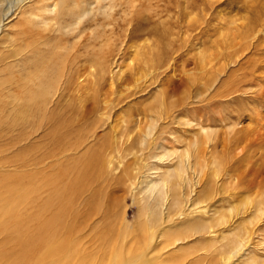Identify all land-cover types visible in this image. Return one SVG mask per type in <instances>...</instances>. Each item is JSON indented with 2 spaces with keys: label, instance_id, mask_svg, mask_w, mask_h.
<instances>
[{
  "label": "rangeland",
  "instance_id": "1",
  "mask_svg": "<svg viewBox=\"0 0 264 264\" xmlns=\"http://www.w3.org/2000/svg\"><path fill=\"white\" fill-rule=\"evenodd\" d=\"M57 1L0 31V264H264V125L248 149L233 138L264 121V0H78L92 11L69 33ZM61 54L79 98L51 131L22 97ZM234 166L262 184L243 191Z\"/></svg>",
  "mask_w": 264,
  "mask_h": 264
},
{
  "label": "bare ground",
  "instance_id": "2",
  "mask_svg": "<svg viewBox=\"0 0 264 264\" xmlns=\"http://www.w3.org/2000/svg\"><path fill=\"white\" fill-rule=\"evenodd\" d=\"M9 2L8 3V5L6 4V2ZM26 0H0V31L2 30V28L4 27V23H5V20L6 19H8L13 13H14V9L15 8H20L21 6H22V4H23V2H25ZM59 1V2H58ZM57 2L59 3V5H60V11H63V13L65 14V13H67V15H71V17H73L74 19H73V21L71 22V24L70 25H66L65 26V28L67 29L66 31H67V33H69V32H73L74 31V29L75 28H77V26L81 23V21L86 17V15L87 14H89L91 11H92V2H88V1H85V2H83L85 5H78V3H77V1L78 0H74V2L76 1V3H74V5H70V4H68V2L66 1V0H58ZM99 1V0H98ZM102 1V0H101ZM103 1H106V0H103ZM108 1H113V0H108ZM109 2V3H110ZM99 3V2H98ZM108 3V2H107ZM56 5H58V4H56ZM103 5V4H102ZM112 5V3H110V9H112L113 7L111 6ZM105 7V6H104ZM81 9H83V11L82 12H80L79 14H78V10L80 11ZM109 9V8H108ZM60 13V12H59ZM61 15V14H60ZM62 19V18H61ZM133 20V19H132ZM62 29V28H61ZM60 29V30H61ZM25 32V31H24ZM23 32V33H24ZM27 32V31H26ZM28 33V32H27ZM36 35V34H35ZM38 36H39V34H38ZM43 36V35H42ZM41 37V36H40ZM44 37H46V36H44ZM43 37V38H44ZM59 37V36H58ZM47 38H49V37H47ZM60 38V37H59ZM235 38H238V37H235ZM29 39V38H28ZM33 39V38H32ZM37 39V38H36ZM39 40V39H38ZM38 40H36V41H38ZM55 40V39H54ZM234 40V39H233ZM30 41V40H29ZM49 41V40H48ZM28 42V41H27ZM41 42V41H40ZM47 42V41H46ZM31 42H29V44H30ZM35 43V42H34ZM38 43V42H37ZM42 43V42H41ZM44 43H45V41H44ZM48 43V42H47ZM49 43H51L50 41H49ZM231 43V42H230ZM26 44V43H25ZM44 45V44H43ZM46 46V45H45ZM50 46V45H49ZM234 46V45H233ZM52 47V46H51ZM75 47V46H74ZM25 48V47H24ZM23 48V49H24ZM38 48H40V47H38ZM37 48V49H38ZM44 48V47H43ZM36 49V51H38ZM73 49V48H72ZM21 50V49H20ZM34 51V50H33ZM32 51V52H33ZM51 51V50H50ZM56 51V50H55ZM44 52V51H43ZM47 52V51H46ZM52 52H53V50H52ZM73 52H74V49H73ZM29 53V52H28ZM28 53H27V51H26V53H24V52H19L18 54H16L15 56H17L18 57V55L20 56V60L18 61V62H16L17 64L16 65H19L21 62H22V64H25L26 62H28V61H32L33 59L32 58H36V57H38V53L37 52H35L34 53V55L32 56V58L31 59H28L29 57H31L30 55H28ZM38 54V55H37ZM50 54V53H49ZM52 54V53H51ZM50 54V55H51ZM47 55V54H46ZM57 55V54H56ZM9 56H12V55H9ZM44 56V55H43ZM46 57V56H45ZM51 57V56H50ZM50 57L48 56V58L50 59ZM58 57V56H57ZM72 57V56H71ZM24 58V59H23ZM34 58V59H35ZM41 58V57H40ZM4 59V58H3ZM2 59V60H3ZM18 59V58H17ZM23 59V60H22ZM49 59H46V62H47V60H48V62H49ZM51 59H52V57H51ZM50 59V60H51ZM62 59H64V57H63V55L61 54V55H59V57L58 58H53V61H52V64L50 65V67L49 68H47V69H43V72H38V73H34V74H32L31 76H30V79H32L33 81L35 80V79H37V80H39L38 82H36V88L35 87H32V88H34V89H28L29 91L27 92V89L26 88H28V87H26L25 85V87H21L22 89H23V91L22 92H27V93H25V94H23V95H25L26 97H24L23 95H21V96H23L22 98H24L23 100H24V102H23V104L25 103L26 105V107L27 108H23L22 110L23 111H28L29 113H33V114H37V116H38V113H39V115L40 114H43V115H45V117L47 116L48 117V122H50V127L49 128H52V129H50L51 131H56V130H58L59 128H60V125H61V123H59V121L60 120H58L57 119V117L58 116H60L61 114H60V112L58 111V109L60 108V106H61V102L67 97V96H74L72 93H69V91L71 90V87H73L74 86V84H75V76H78V75H75V71L73 70V67H76L77 65H78V55L77 56H75L74 57V59H70V61L68 62V63H70L69 65H68V68H67V70L65 71V67H67V66H65L66 64H64V63H61V61H62ZM1 60V61H2ZM6 60V59H5ZM4 60V61H5ZM22 60V61H21ZM38 60H39V58H38ZM68 60V59H67ZM3 61V62H4ZM21 61V62H20ZM26 61V62H25ZM11 62V61H10ZM37 62V61H36ZM63 62V61H62ZM35 63V62H34ZM38 63V62H37ZM41 63H42V61H41ZM13 64V63H12ZM21 64V65H22ZM39 64V63H38ZM36 65V64H35ZM44 64L42 63V66H43ZM10 66V65H9ZM23 66V65H22ZM40 66V65H39ZM47 66V65H46ZM24 67V66H23ZM22 67V68H23ZM7 68V67H6ZM9 68V67H8ZM43 68V67H42ZM10 69V68H9ZM24 69V68H23ZM76 70L78 69V67L77 68H75ZM7 69H5L4 68V66H3V68L1 67L0 68V72H5ZM21 70V69H20ZM19 70V71H20ZM54 71L55 72V75H54V73H53V75H54V77H53V79H51V78H48V77H46L47 75H48V73H52V71ZM21 72V71H20ZM1 73V74H2ZM7 73V72H6ZM5 73V74H6ZM10 74H11V72H10ZM14 75V74H13ZM52 75V76H53ZM24 76V75H23ZM50 76V75H49ZM20 77V76H19ZM12 78V77H11ZM23 78V77H22ZM18 79V78H17ZM16 79V80H17ZM6 80V79H5ZM8 80V79H7ZM120 80V79H119ZM16 82V81H15ZM22 82H24V81H22ZM28 83V82H27ZM25 84V83H24ZM30 84H31V82H30ZM120 84V83H119ZM16 85H17V83H16ZM21 85H23V84H21ZM27 85V84H26ZM35 86V85H34ZM2 88V87H1ZM24 88H25V90H24ZM74 88V87H73ZM77 88V87H76ZM18 90L20 89V88H17ZM21 89V90H22ZM21 90H19V92L21 91ZM76 90H78V89H76ZM75 91V90H74ZM4 92V91H3ZM27 94V95H26ZM0 95H2V94H0ZM81 95V94H80ZM14 96H15V94H14ZM13 95H12V97H14ZM7 97V96H6ZM79 98V96H77V95H75L74 96V98ZM15 98V97H14ZM18 98V97H17ZM19 98H20V96H19ZM75 98V99H76ZM94 99H95V97H94ZM15 100H17V99H15ZM19 100H21V99H19ZM254 101H256L257 103H259V105H263L264 106V94H262L260 97H259V95L257 96L256 95V97H254ZM9 102V101H8ZM13 102H15V101H13ZM110 103H112V102H110ZM109 103V104H110ZM51 104V105H50ZM106 104V103H105ZM15 105V104H14ZM16 105H17V103H16ZM53 105V106H52ZM114 105V104H113ZM17 107H18V105H17ZM20 107H21V105H20ZM23 107V106H22ZM68 107V106H67ZM106 108H109L108 106L106 107ZM105 108V109H106ZM111 108V107H110ZM2 109V108H1ZM16 109V108H15ZM65 109H67L66 107H65ZM98 109V108H97ZM240 109H242V108H240ZM7 110V109H6ZM16 112H18V111H16ZM19 112H22V111H19ZM18 112V113H19ZM27 112V113H28ZM23 113V112H22ZM24 113H26V112H24ZM102 113V112H101ZM30 114V115H31ZM239 114H241V113H239ZM253 115V114H252ZM26 116V115H25ZM27 116H29V115H27ZM261 116V115H260ZM34 117H36V116H34L33 115V117H32V119L34 118ZM22 118H24L23 116H22ZM59 118V117H58ZM26 121H25V123H28L29 122V124H31V122H30V119L31 118H28V117H25L24 118ZM251 122H252V124L251 125H253V129H251V130H249V125H243L242 127H241V129L238 131V129H237V131H235L236 132V134L235 135H233L234 137V140L236 141V143H237V145L238 146H242L243 147V149H248L249 147H250V145L251 144H253L254 142H256V141H258V140H260L261 139V136H260V134L258 133L259 131H257L258 130V127L260 126V124L261 125H264V121L262 122V117L261 118H254L253 119V117L252 118H248ZM255 119H256V121H255ZM22 120V119H21ZM28 120V121H27ZM134 120V122H135V124H137L138 123V119H136V117L133 119ZM223 121V120H222ZM228 121V120H227ZM249 121V122H250ZM220 122V121H219ZM250 122V123H251ZM23 123V122H22ZM21 123V124H22ZM47 123V122H46ZM20 124V123H19ZM33 124V123H32ZM31 124V125H32ZM45 124V123H44ZM22 126H23V124H22ZM46 127V126H45ZM44 127V128H45ZM68 127V126H67ZM260 129V128H259ZM261 131V130H260ZM15 132V131H14ZM22 132V131H21ZM28 132V131H27ZM46 133V132H45ZM44 133V134H45ZM55 133V132H54ZM58 134V133H57ZM230 134V133H229ZM56 135V134H55ZM39 136V135H38ZM48 136V135H47ZM46 136V137H47ZM60 136V135H59ZM211 136V135H210ZM19 137V136H18ZM43 137V136H42ZM214 137V136H213ZM43 139H44V137H43ZM59 139V138H58ZM218 141V140H217ZM234 141V142H235ZM59 142V141H58ZM220 142V141H219ZM218 145H219V143H218ZM218 145H217V147H218ZM223 151L226 153L227 152V148H225V145L223 146ZM235 149L236 148H234L233 147V149H231V151H230V153L231 152H235ZM203 150V149H202ZM260 151V150H259ZM190 154V153H189ZM197 157V156H196ZM185 158H186V156H185ZM232 158H235V161H237L238 159H236V154L234 155V156H232ZM234 161V162H235ZM259 161V160H258ZM262 161H264V159H263V155H262ZM261 161V162H262ZM259 166V168L260 167H262L263 166V168H264V164L262 163H260V165H258ZM231 169V168H230ZM258 170H262V169H258ZM232 172H234V171H236V183L238 184V185H240L241 187H242V190L243 191H250V190H252V188L253 187H256V186H258V184L260 183V184H262V182H259L258 181V174H259V172H258V174H255L253 177H249L248 175H247V173H246V171L245 170H243L242 168H238V166L236 167V166H234L233 168H232V170H231ZM181 174V173H180ZM78 179H79V177H78ZM263 181V180H262ZM239 186V187H240ZM223 187V186H222ZM260 187H261V185H260ZM206 188H207V191H205L202 195H207L209 192L210 193H214V192H217V190H218V188L214 185V186H212V184H210L209 186L207 185L206 186ZM224 188V187H223ZM198 192V191H197ZM226 194V193H225ZM231 194H233V193H231ZM235 194V193H234ZM213 195V194H212ZM210 196V195H209ZM227 196V195H226ZM242 196V195H241ZM231 197V196H230ZM235 197H237L236 195H235ZM198 198V197H197ZM209 198H211V197H209ZM213 198H215V195H214V197ZM232 198V197H231ZM242 198V197H241ZM216 199V198H215ZM253 199V198H252ZM214 200V199H213ZM227 200H228V198H227ZM232 200V199H231ZM240 200V199H239ZM242 200V199H241ZM261 200V199H260ZM192 201V200H191ZM5 203V202H4ZM255 203V202H254ZM234 204H236V203H234ZM251 206H253V202L250 200V199H244V202L242 201L241 203H240V205H237V206H233V208L231 209V210H229V214H234V213H239L240 211H241V209L242 208H244V209H248V208H250ZM200 207V206H199ZM260 207V206H259ZM201 208V207H200ZM254 208V207H253ZM202 210V209H201ZM201 210H199V211H201ZM208 210V209H207ZM253 210V209H252ZM257 211V210H256ZM204 212H206V211H203L202 213H204ZM248 212V211H247ZM207 213V212H206ZM202 215H204V214H202ZM237 215V214H236ZM206 219V218H205ZM196 220V219H195ZM214 221V220H213ZM217 221H218V218H217ZM210 222V221H209ZM215 222V221H214ZM216 223V222H215ZM251 223V222H250ZM203 227H207L208 229L211 227V225L209 224V225H202ZM196 227H197V229L198 228H200V225H196ZM213 230V229H212ZM248 234V233H247ZM245 237V236H244ZM236 238V237H235ZM250 238V237H249ZM238 239V238H237ZM242 243V242H241ZM247 244V243H246ZM235 247V246H234ZM244 247V246H243ZM227 251V250H226Z\"/></svg>",
  "mask_w": 264,
  "mask_h": 264
}]
</instances>
